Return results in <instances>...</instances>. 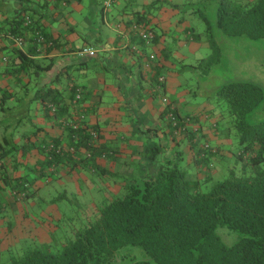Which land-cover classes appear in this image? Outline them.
Wrapping results in <instances>:
<instances>
[{
	"label": "trees",
	"instance_id": "obj_1",
	"mask_svg": "<svg viewBox=\"0 0 264 264\" xmlns=\"http://www.w3.org/2000/svg\"><path fill=\"white\" fill-rule=\"evenodd\" d=\"M201 2L187 0L182 6L211 25L195 7ZM216 13L215 24L225 37L264 38V0H220ZM145 20L139 15L135 23L148 27ZM34 22L27 26L20 12L5 31L10 37L24 36L29 47H18L11 39V57L0 65L3 79L8 80L0 86V213L8 199H35L43 187L54 184L57 189L58 181L74 173L94 172L121 186L118 192H104L96 200H80L81 217L71 222L62 251L49 249L61 236L57 226L59 236L54 231L52 242L25 249L10 264H112L117 258L127 259L121 255L126 246H138L144 254L130 257L125 264H264V121L238 125L237 145L226 157L221 140L222 135L230 137V115L231 123L222 124L211 109H206V116L183 115L175 99H170L161 118L174 143L172 149L164 150L156 142L142 152L132 172L115 174L102 167L99 159H116L117 149L102 142L100 129L89 123L84 100L76 97L79 87L70 88V97L65 96L61 79L57 80L60 86L36 88L35 81L30 87L33 77L52 70L49 55L58 40L37 30ZM185 34L201 42L202 32L195 25ZM39 35L45 41L39 42ZM213 46L209 57L198 64L185 63L182 70L216 61L218 46ZM41 54L46 58L43 62L37 57ZM155 70L152 82L157 86L163 66ZM241 87L237 98L233 92L228 95L235 102L231 114L243 120L264 100V90L253 83ZM37 104L58 132L51 133L47 125L36 121ZM34 152L40 157L30 162ZM222 159L229 163L227 171L214 177L212 172ZM140 160L144 161L141 166ZM40 197L47 204L73 200L67 189ZM221 228L234 231L237 240L227 243L219 234Z\"/></svg>",
	"mask_w": 264,
	"mask_h": 264
},
{
	"label": "crops",
	"instance_id": "obj_2",
	"mask_svg": "<svg viewBox=\"0 0 264 264\" xmlns=\"http://www.w3.org/2000/svg\"><path fill=\"white\" fill-rule=\"evenodd\" d=\"M182 7V0H116L105 13L102 0H0V65L11 57L12 37L5 34L8 23L24 12L35 21L37 30H44L58 39L56 48L49 55L52 70L33 77L30 87H34L35 81L36 88L60 86L57 80L61 79L65 96L70 97V88L78 86L89 123L100 129L102 142L117 149L116 159L103 157L99 164L115 174L132 172L138 166L142 152L154 143L159 142L164 150H171L174 145L161 118L163 94L175 99L183 115L198 113L206 116V109H211L198 103L196 93L193 96L194 92L185 88V69L177 64L186 63L184 49L197 50L201 45L185 34L186 29L197 22V16ZM139 15L148 20V28L154 33L149 43L133 29ZM99 19L103 27L99 25ZM91 46L96 49L94 56L82 52L83 48ZM28 47L27 44L22 46ZM151 55L155 58L151 59ZM37 57L42 62L46 59L44 54ZM157 65L163 66L162 75L167 78L164 93L156 90L157 86L152 82ZM29 80L27 77L26 81ZM7 82L0 70V86ZM34 113L40 125H47L51 133L58 132L43 117L39 104ZM32 155H37L36 160L40 157L34 152L29 156L30 162L36 161L31 159ZM139 163L141 166L144 161ZM94 178L102 181L95 175ZM40 196L29 201L7 200L6 208L0 213L2 238L5 227L17 234L18 223L31 220L25 205L33 210L37 207L34 218L38 219L42 214L46 217L43 212L55 204H47Z\"/></svg>",
	"mask_w": 264,
	"mask_h": 264
},
{
	"label": "rangeland",
	"instance_id": "obj_3",
	"mask_svg": "<svg viewBox=\"0 0 264 264\" xmlns=\"http://www.w3.org/2000/svg\"><path fill=\"white\" fill-rule=\"evenodd\" d=\"M186 2L187 0H182V4ZM219 3L220 0H202L201 3L195 4L198 12L203 13L205 18L211 21V25L202 20L200 15L197 16V22L194 25L202 32L201 42H198L201 45L197 50L184 49L183 52L186 54L185 62L198 64L201 59L207 58L213 53V45L218 46L215 54L217 60L210 64L204 62L195 70H185L183 73V84L190 92H194L193 96L196 93L198 103L202 102L205 108L210 106L211 110L216 115H219L217 120L220 124L222 122H230L228 114L230 115L232 122V129H228L230 137L222 135L224 138L221 140L225 144L222 154L228 157L232 154L230 148H235L237 145L238 125H251L264 121V100L241 120L236 115L231 114L234 113L233 103L235 102L231 103L228 95L229 92H233L237 98L243 83H253L264 90V38L256 40L240 36L225 37L215 24ZM187 7L184 6L182 8L186 9ZM98 22L101 27L104 26L100 19ZM177 64L180 68V62H177ZM36 158L37 155L31 156L33 160H36ZM228 164L224 159L218 162L216 169L212 172L214 177L223 175L227 171ZM66 177L63 178V181L57 182L59 186L61 184V187L57 185L56 189L54 184L46 185L41 193L43 196H48L56 191L63 192L67 189L70 198L73 200L71 202L63 200L50 206L46 212H43L46 217L44 214L41 217L40 211L38 219L34 218L37 213L35 212L37 207L33 210L31 206L27 207L25 205L31 220H21L18 223L20 229H18L19 232L17 234H13V231H7L6 227L4 228L2 234L4 237L2 238L0 235V264H10L14 257L22 255L27 248L39 246L41 243L52 242V235L56 231L57 226L61 236L49 249L55 252L62 251L65 247L66 237L71 234V222L78 221L81 217L79 204L88 202L89 199L96 200L97 197L107 191L118 192L121 186L118 182L113 183L110 178L99 181L94 178V175L89 173H74L73 176ZM72 193H75V195L73 196ZM62 207L66 208L69 213L63 214ZM56 234L59 236L57 231ZM219 234L229 244L237 240L236 233L228 228L219 229ZM143 254L144 252L138 246H126L122 249L121 255L126 256L127 259L123 260L120 257L112 264H125L130 257H143Z\"/></svg>",
	"mask_w": 264,
	"mask_h": 264
},
{
	"label": "built area",
	"instance_id": "obj_4",
	"mask_svg": "<svg viewBox=\"0 0 264 264\" xmlns=\"http://www.w3.org/2000/svg\"><path fill=\"white\" fill-rule=\"evenodd\" d=\"M116 0H102V8L105 11V13H107L109 11V9L115 4ZM32 23V17L27 15L26 16V25L29 26ZM120 27L122 25H119ZM122 30V28H120ZM133 29L136 32H139L142 35V38L145 39V41H147V43H149L151 41V39L154 37V33L149 30L148 27H146L145 24H134L133 25ZM13 41L15 42V44L18 47H22L25 44V37L24 36H12ZM38 41L42 42L45 41V38L42 35H39L38 37ZM82 52L85 54H88L90 56H94L96 54V49L94 47H85L82 49ZM155 55H151V59H154ZM147 66H150L149 64ZM166 76L161 75L159 78V84L156 87V90L161 91L164 93V83H166ZM77 99L79 101H81L82 99V92L80 89L77 90ZM162 100L164 102V104H169L170 103V99L168 98L167 95L163 94L162 95ZM169 116L171 118H173L172 114L169 113ZM81 117L83 119H85V115L82 114ZM94 135L96 136V134L94 133Z\"/></svg>",
	"mask_w": 264,
	"mask_h": 264
}]
</instances>
